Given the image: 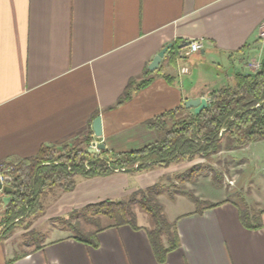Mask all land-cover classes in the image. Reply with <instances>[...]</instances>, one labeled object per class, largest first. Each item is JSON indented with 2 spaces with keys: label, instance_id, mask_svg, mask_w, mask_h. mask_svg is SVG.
Masks as SVG:
<instances>
[{
  "label": "crops",
  "instance_id": "1",
  "mask_svg": "<svg viewBox=\"0 0 264 264\" xmlns=\"http://www.w3.org/2000/svg\"><path fill=\"white\" fill-rule=\"evenodd\" d=\"M263 24L264 0H0V165L35 156L42 145L61 149L93 131L98 115L103 135L93 131L94 140L109 153L156 141L148 119L189 98L210 100L215 90L235 85L239 73L256 71L264 58ZM194 39L204 48L187 54L180 44ZM170 168L116 171L109 179L123 176V189L132 191ZM104 180L79 178L66 198L49 202L46 215L110 197L99 187ZM207 200L222 203L176 218L180 246L165 262L144 227L125 224L99 232L98 246L57 226L25 252L13 253L7 238L0 264H264V225L245 227L225 197Z\"/></svg>",
  "mask_w": 264,
  "mask_h": 264
},
{
  "label": "trees",
  "instance_id": "2",
  "mask_svg": "<svg viewBox=\"0 0 264 264\" xmlns=\"http://www.w3.org/2000/svg\"><path fill=\"white\" fill-rule=\"evenodd\" d=\"M130 96L127 91L119 105ZM210 101L211 105L199 113L182 104L148 119L146 124L157 132L158 138L138 149L116 153L102 149L100 154L91 153L88 149L94 136L90 130L65 144V151L59 155L53 146L42 145L35 156L13 164L9 182L13 186L10 193L12 200L4 209L0 221L4 236L27 219L44 214L46 207L43 199L53 190L73 191L77 177L110 176L118 170L144 172L199 157L208 160L224 150L231 151L253 141L264 140L263 64L254 73H239L235 85L215 90L210 94ZM202 169V163L194 165L177 174V178L183 181L194 179ZM158 188L160 183L156 182L139 188L126 198L88 203L59 220L64 224L62 228L71 230L73 238L93 246L99 245L98 234L107 228L125 224L136 229L144 227L157 260L165 262L169 252L180 246V235L176 221L167 218L156 197ZM135 203L151 214V226L139 224L133 208ZM220 203L208 202L197 211ZM236 205L245 227H263V209L256 212L238 203ZM82 220L93 227L86 229Z\"/></svg>",
  "mask_w": 264,
  "mask_h": 264
},
{
  "label": "rangeland",
  "instance_id": "3",
  "mask_svg": "<svg viewBox=\"0 0 264 264\" xmlns=\"http://www.w3.org/2000/svg\"><path fill=\"white\" fill-rule=\"evenodd\" d=\"M255 70H258L256 66ZM96 143L97 141L93 139L90 148L96 147ZM96 148V152L100 154L101 149L98 148V146ZM56 151V154L59 155L63 153L65 149L62 147L61 149H56ZM200 163L203 164V169L200 174H197V176L194 177V179L183 181L177 178V174L183 173L188 168ZM170 166H173L172 169L170 168L171 171H167V173L156 181L160 183V188L156 191V197L162 204L165 214L170 221H176V218L184 212L198 209L199 207L206 205L208 203L207 199H215L218 197H225L236 204L238 203L243 207H248L252 211L259 212L264 209V140L253 141L235 150H224L220 154L215 155L212 159L206 160L199 157L192 161L188 160L172 164ZM175 166H177L178 169H174ZM205 174L206 176H204ZM110 176L100 177L105 179L99 186L101 191H105L107 193L106 196L110 195V197L105 196V199L126 198L134 191L138 190L136 189L131 191V188L124 190L123 176L116 178L112 177V179L114 178L113 180L109 179L111 178ZM79 178L81 177H77V183ZM148 186L141 188H146ZM62 193L66 198V192L60 190L59 188L53 190L45 196L43 199L45 207L47 208L49 202L55 199L57 195L60 194L61 196ZM1 194L4 193L0 191V221L4 211ZM83 206L84 205L74 209H78ZM133 208L137 212L139 224L147 226L152 225V216L150 213L140 207L138 203H135ZM69 212L67 214H69ZM67 214L52 216L49 218L46 215L45 210L44 214L30 220L27 219L23 224L16 226V228L9 235L5 234V236L4 228L0 224V244L3 245V240L12 238L11 251L13 253L15 250L17 252H25L28 248L39 245V241L43 238L40 237L42 236L43 231L49 230L54 226L62 228L64 224L61 223L59 218L67 216ZM82 225L86 229L93 227L83 220Z\"/></svg>",
  "mask_w": 264,
  "mask_h": 264
},
{
  "label": "water",
  "instance_id": "4",
  "mask_svg": "<svg viewBox=\"0 0 264 264\" xmlns=\"http://www.w3.org/2000/svg\"><path fill=\"white\" fill-rule=\"evenodd\" d=\"M191 40H187L186 42L180 44V47H185L189 45ZM172 46V43L165 46L153 59L152 63L150 64L149 68L151 70L156 69L159 66V63L163 56L165 55L166 51ZM262 64L264 65V58L262 59ZM185 106L187 108H193L195 113L201 112L203 109L211 105V101L206 97H198V98H189L185 100L184 102ZM93 131L94 134L98 137H101L103 135V122H102V116L98 115L93 122ZM98 148L104 149L105 144L103 142L97 144ZM89 152L95 153L97 151L96 147H92L88 149ZM0 191L3 192L5 195L2 197L3 201V209H6L8 204L12 200V196L10 193L13 191V186L10 184H3L0 178Z\"/></svg>",
  "mask_w": 264,
  "mask_h": 264
},
{
  "label": "built area",
  "instance_id": "5",
  "mask_svg": "<svg viewBox=\"0 0 264 264\" xmlns=\"http://www.w3.org/2000/svg\"><path fill=\"white\" fill-rule=\"evenodd\" d=\"M260 37L264 40V24L261 29ZM203 48H204V44L201 40L199 39L191 40L190 44L188 45L187 54L199 52ZM254 65L259 69L262 65V61H258ZM12 168L13 166L10 164L0 165V178L3 184H10L9 182L12 179L10 172Z\"/></svg>",
  "mask_w": 264,
  "mask_h": 264
}]
</instances>
